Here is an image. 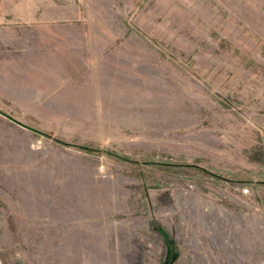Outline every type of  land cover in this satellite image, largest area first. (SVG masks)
Segmentation results:
<instances>
[{
    "label": "rangeland",
    "instance_id": "1",
    "mask_svg": "<svg viewBox=\"0 0 264 264\" xmlns=\"http://www.w3.org/2000/svg\"><path fill=\"white\" fill-rule=\"evenodd\" d=\"M0 264H264V0H0Z\"/></svg>",
    "mask_w": 264,
    "mask_h": 264
}]
</instances>
